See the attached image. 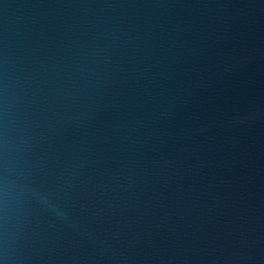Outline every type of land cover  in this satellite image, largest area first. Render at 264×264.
Wrapping results in <instances>:
<instances>
[{"label":"water","instance_id":"1","mask_svg":"<svg viewBox=\"0 0 264 264\" xmlns=\"http://www.w3.org/2000/svg\"><path fill=\"white\" fill-rule=\"evenodd\" d=\"M0 264H264V0H0Z\"/></svg>","mask_w":264,"mask_h":264}]
</instances>
